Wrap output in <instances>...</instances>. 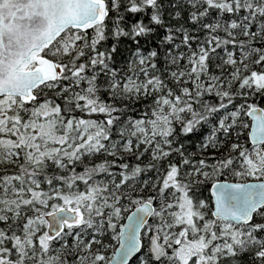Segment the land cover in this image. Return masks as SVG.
Instances as JSON below:
<instances>
[{
	"label": "snow or ice",
	"instance_id": "1",
	"mask_svg": "<svg viewBox=\"0 0 264 264\" xmlns=\"http://www.w3.org/2000/svg\"><path fill=\"white\" fill-rule=\"evenodd\" d=\"M0 264H264V0H0Z\"/></svg>",
	"mask_w": 264,
	"mask_h": 264
}]
</instances>
